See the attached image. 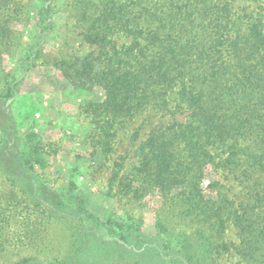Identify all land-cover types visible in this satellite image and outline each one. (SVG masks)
I'll use <instances>...</instances> for the list:
<instances>
[{
  "label": "trees",
  "instance_id": "obj_1",
  "mask_svg": "<svg viewBox=\"0 0 264 264\" xmlns=\"http://www.w3.org/2000/svg\"><path fill=\"white\" fill-rule=\"evenodd\" d=\"M32 1L0 0V61L17 52L22 35L12 25ZM35 1L39 35L21 52L19 76L0 70V175L38 216L59 221L68 242L61 259L14 264H213L227 250L219 236L228 222L239 257L264 264V8L241 15L238 0L70 1L83 38L99 50L64 75L77 89L102 91L83 105L96 149L108 155L137 139L132 171L117 162L118 181L111 176L103 192L138 206L160 194L157 232L145 236L141 219H103L82 195L43 181L29 161L38 145L18 134L11 103L1 109L55 28V0ZM230 179L245 182V202L228 197ZM8 242L0 227V256Z\"/></svg>",
  "mask_w": 264,
  "mask_h": 264
},
{
  "label": "rangeland",
  "instance_id": "obj_2",
  "mask_svg": "<svg viewBox=\"0 0 264 264\" xmlns=\"http://www.w3.org/2000/svg\"><path fill=\"white\" fill-rule=\"evenodd\" d=\"M70 1H54V31L45 38L41 55L21 82L14 102L1 100L6 104L1 109L9 113L7 105L11 103L18 134L24 139L30 136L28 140L38 145L37 159L32 156L29 161L50 187L82 195L88 208L103 219L110 215L123 216L127 220L139 218L142 234L154 236L157 232L154 210H158L160 204L159 193L146 196L145 204L138 206L135 202L129 204L124 198L103 192L111 176L112 180L118 181V177L114 176L117 162L123 163L124 174L132 171L133 161L127 157L132 155L131 146H134L137 139L134 137L133 142L130 141V149L128 147L124 150V147L117 146L108 155L95 148L93 127L85 115L83 105L89 101H99L102 91L97 86L89 91L77 89L64 75V71L76 68L80 57L87 53L95 56L99 49L83 38L75 13L70 8ZM236 6L242 15L253 7L264 8V0H238ZM38 7L35 0L28 3L24 7L25 21L12 25L20 31L22 37L15 55L0 61L3 74L19 76L17 66L21 52L39 35L35 21ZM1 127L0 120V142ZM122 154L126 158L119 159ZM8 181L0 175V227L8 232L9 239L6 251L0 256V264H14L26 258H63L68 242V234L63 225L52 218L38 216L26 197ZM223 183L226 184L230 199L236 203L247 200L245 182L241 186L231 179ZM207 184V181H203L202 187ZM219 237L227 250L215 257L213 264H260L243 261L235 252L238 236L230 222Z\"/></svg>",
  "mask_w": 264,
  "mask_h": 264
}]
</instances>
